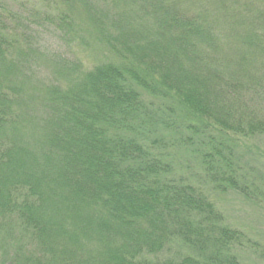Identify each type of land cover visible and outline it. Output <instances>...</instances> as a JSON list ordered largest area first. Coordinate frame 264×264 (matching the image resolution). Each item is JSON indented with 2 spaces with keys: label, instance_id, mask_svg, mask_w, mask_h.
<instances>
[{
  "label": "trees",
  "instance_id": "obj_1",
  "mask_svg": "<svg viewBox=\"0 0 264 264\" xmlns=\"http://www.w3.org/2000/svg\"><path fill=\"white\" fill-rule=\"evenodd\" d=\"M79 1L95 39L74 26L76 0L33 32L0 30V264H241L242 231L193 177L249 195L235 144L264 133V85L237 67L244 46L264 50V0ZM42 66L52 96L39 158L17 118ZM145 94L169 111L164 134L187 149L191 175L150 147Z\"/></svg>",
  "mask_w": 264,
  "mask_h": 264
},
{
  "label": "rangeland",
  "instance_id": "obj_2",
  "mask_svg": "<svg viewBox=\"0 0 264 264\" xmlns=\"http://www.w3.org/2000/svg\"><path fill=\"white\" fill-rule=\"evenodd\" d=\"M198 2L209 4L201 0H198ZM252 2L255 4L254 0ZM82 6V2L76 0L74 5L75 11L73 10V12L76 14L75 19L77 21L74 26L83 30L85 34L94 33L95 39L99 36L101 30L92 24H88L90 21L84 19V14L79 13L82 10ZM62 9L67 10L68 8H64V3L59 2V0H0V30L7 31L8 33L33 32L34 26L42 22V18L47 15L46 13L57 14V10L60 11ZM73 12L71 15L72 19ZM32 18H36L37 22L34 23ZM74 30L78 32V29ZM256 31H260L263 34L264 41V23L260 22V29ZM252 32L253 30L250 28L249 30L246 29L240 32V34H243L245 37L246 35H251ZM6 36L10 37V35ZM98 47H101V45H98ZM71 50L78 53L79 57H77L83 65L85 62L87 63V61L91 60V58L85 56L84 50L76 43L71 44ZM206 52H210L211 54L213 51L206 50ZM226 55L231 56L229 53ZM243 55L244 58H242L241 64L237 67L240 70L239 74L243 75L242 78L246 76L250 77L249 80L251 81L259 80L264 85V50H258L248 45V47H243ZM93 57L94 55H92ZM234 59L236 60V58ZM39 70L32 74L30 83L26 88V93L23 94V99L27 101L20 104L22 108L18 117L21 118H17V121L20 128L18 138L27 141V143L21 144L26 147L29 153L31 150L32 152H38L40 158L39 144L41 139L40 134L42 133L40 123L41 120L44 118V120H47L49 117V115L46 116L47 113L44 111L41 99L44 96L45 98L52 96V92L43 83L49 77L47 68L42 66ZM35 86L36 88L32 90ZM47 94L50 95L47 96ZM144 104L148 106V111L151 114L149 115V120L152 122V125L149 123L144 125L141 131L147 135V138L151 139L150 147L157 153L164 154L168 159H172L173 162L175 161L177 174L191 175L193 168L187 165V158L190 156L187 149L183 146L179 147L178 143L173 142L170 139V134H164L166 133V129L163 126L162 115L165 116L169 111L162 112L158 107L157 101L151 102L149 94L144 95ZM29 111H31L30 114H28ZM155 138H159L160 140L158 139L155 142ZM170 140L175 144L174 146L171 145ZM235 146V155L238 157L241 173L243 176H247L244 180L248 184V196L238 195L229 190L218 191L213 189L208 181L204 178L198 180L196 175V177H193V181L198 182L196 186L202 189L214 202L215 207L223 213L228 223L227 225L242 231L244 235L241 240L242 243L233 244V251L237 253L241 264H264V133L252 136H239ZM14 197L18 198L19 195ZM11 215L12 212L8 216L15 218V216ZM11 218L6 221L10 226L14 223V220ZM0 223L2 224L1 221ZM6 226L7 223L0 225L1 234ZM175 246L178 247L180 245H177L176 242L171 243L169 250L163 249L157 252V254L148 257L159 260L167 255H172L174 251H177Z\"/></svg>",
  "mask_w": 264,
  "mask_h": 264
}]
</instances>
